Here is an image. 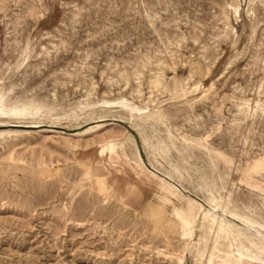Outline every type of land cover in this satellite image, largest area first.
Masks as SVG:
<instances>
[{"label":"rangeland","instance_id":"rangeland-1","mask_svg":"<svg viewBox=\"0 0 264 264\" xmlns=\"http://www.w3.org/2000/svg\"><path fill=\"white\" fill-rule=\"evenodd\" d=\"M1 99L0 264H254L264 0H0Z\"/></svg>","mask_w":264,"mask_h":264},{"label":"bare ground","instance_id":"bare-ground-1","mask_svg":"<svg viewBox=\"0 0 264 264\" xmlns=\"http://www.w3.org/2000/svg\"><path fill=\"white\" fill-rule=\"evenodd\" d=\"M177 90H179L178 87H176ZM119 102V101H117ZM121 103L130 109L132 113V117H135V112L137 111H146L148 106L146 107H139L134 106L133 104H130L126 101H121ZM2 105V106H1ZM4 100H0V110L4 111L6 108L3 106ZM137 109V110H136ZM30 110V107L24 106L23 108H15L14 111L19 112H27ZM148 117L150 118H156V117H162V113L160 110L149 112ZM167 186L174 191H178L177 187L173 183L167 182ZM190 198V197H189ZM188 207L186 208H177L176 213L178 216H182L184 218H187V220L192 221L195 223L199 219V215L204 207L203 201H196L195 199L190 198L188 200ZM196 206H198V210L196 209ZM233 216V219L243 225L245 227H241L238 224L232 225L228 224L226 226H220V232L218 233L219 237H223V235H229L232 240L233 248L237 249V254L242 259H247L254 264H258L261 262H264V224L259 223L256 220L250 219L249 217L242 215L240 213H231ZM211 220L215 221L216 218L214 216H211ZM217 221V220H216ZM236 255V254H235ZM231 264V261H228Z\"/></svg>","mask_w":264,"mask_h":264}]
</instances>
